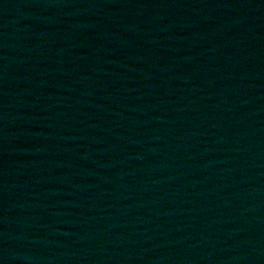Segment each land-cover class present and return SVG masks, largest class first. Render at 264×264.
<instances>
[{
	"label": "water",
	"instance_id": "1",
	"mask_svg": "<svg viewBox=\"0 0 264 264\" xmlns=\"http://www.w3.org/2000/svg\"><path fill=\"white\" fill-rule=\"evenodd\" d=\"M0 264H264V0H0Z\"/></svg>",
	"mask_w": 264,
	"mask_h": 264
}]
</instances>
